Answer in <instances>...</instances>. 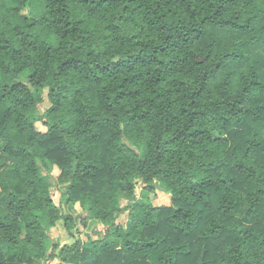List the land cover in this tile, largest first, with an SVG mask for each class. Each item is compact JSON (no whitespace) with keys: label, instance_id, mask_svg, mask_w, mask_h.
Masks as SVG:
<instances>
[{"label":"trees","instance_id":"16d2710c","mask_svg":"<svg viewBox=\"0 0 264 264\" xmlns=\"http://www.w3.org/2000/svg\"><path fill=\"white\" fill-rule=\"evenodd\" d=\"M38 258L264 264V0H0V264Z\"/></svg>","mask_w":264,"mask_h":264},{"label":"rangeland","instance_id":"374dc122","mask_svg":"<svg viewBox=\"0 0 264 264\" xmlns=\"http://www.w3.org/2000/svg\"><path fill=\"white\" fill-rule=\"evenodd\" d=\"M24 13L26 14L27 12L24 11ZM20 82L26 83L23 77L20 78ZM41 98L42 102L38 105V108L39 112L43 113L49 106L45 91L42 92ZM36 128L40 131H44V128L41 124H36ZM140 152L144 153L143 150H140ZM48 167L49 170H44L42 168L41 169L45 174L50 171L49 173L52 176V183L54 185L50 191L52 200L57 206H60L63 213L69 212L73 216V218L77 220L75 230H77L76 232L78 234H75L76 238H80L83 242H86L87 239L95 240L97 237L99 238L100 234L102 236L104 227L93 219H90L89 214L86 211H83L78 204L74 205V207L70 211H68V208L63 205L61 197L62 189H59L56 184V178L58 177L59 171L52 164H48ZM142 196H147V198L151 201L154 206L169 207L171 204V195L165 190H163V188L159 184H155L154 191L152 192H146L144 190V186L142 184H138L136 187V197L140 198ZM121 205L122 207H126L127 199L122 200ZM82 221H86V226L83 225ZM127 221L128 212L125 211L118 217L117 223L120 225H125ZM49 235L53 243L58 244L59 246L71 244L74 242L73 239H71L68 233L66 232L62 220L57 222L56 225L49 231ZM57 262L58 260L38 258L36 264H56Z\"/></svg>","mask_w":264,"mask_h":264}]
</instances>
